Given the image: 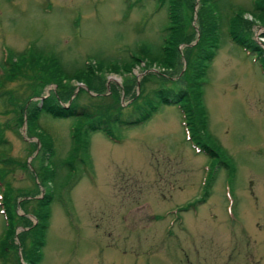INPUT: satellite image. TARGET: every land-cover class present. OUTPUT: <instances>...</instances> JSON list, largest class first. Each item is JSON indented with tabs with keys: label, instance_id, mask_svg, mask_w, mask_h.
<instances>
[{
	"label": "rangeland",
	"instance_id": "374dc122",
	"mask_svg": "<svg viewBox=\"0 0 264 264\" xmlns=\"http://www.w3.org/2000/svg\"><path fill=\"white\" fill-rule=\"evenodd\" d=\"M169 1L14 0L8 5L0 0V61L27 47L43 57L50 54L66 78L62 83L72 91L65 97L55 84L47 85L25 102V110L43 107L45 101L63 108L73 100L88 105L87 95L113 91L125 110L146 77L153 81L144 84L145 93L164 84L183 87L187 45L178 46L174 70L159 62ZM188 1L183 13L189 29L198 34L201 4ZM205 7L219 39L203 87L207 131L210 143L225 154L224 163L233 167L231 176L232 169L219 163L222 158L214 161L198 152L177 105L160 106L143 125L120 128L117 142L98 132L88 135L89 165H78L79 179L67 176L63 164L72 147V121L41 115L34 122V135H29L27 114L21 123L14 122L12 113L3 114L6 106L0 100L6 155L25 161L35 176L15 167L12 187L30 192L38 183L35 198H42L45 188L35 170L53 168L48 184L53 201L39 264H264V0H207ZM233 19L234 27L261 53L230 41ZM141 46L146 56L128 72L99 71V94L72 77L86 60L103 62L104 67L121 64ZM126 88L131 89L128 94ZM38 137L53 149L43 155V162L37 159ZM28 143L36 147L34 153ZM16 213L23 216L19 206ZM3 228L0 211V240ZM25 230L16 227L12 240L19 255L18 234Z\"/></svg>",
	"mask_w": 264,
	"mask_h": 264
},
{
	"label": "trees",
	"instance_id": "16d2710c",
	"mask_svg": "<svg viewBox=\"0 0 264 264\" xmlns=\"http://www.w3.org/2000/svg\"><path fill=\"white\" fill-rule=\"evenodd\" d=\"M163 3V0H158ZM181 2V3H180ZM201 7L198 10V34L195 30L189 29L187 18L184 16V9L189 7V1L170 0L168 4L167 22L163 29L162 42L159 45L161 52V64L174 70L180 59L178 46L187 45L183 50L186 60L185 69L182 73L183 87L166 88L164 85L150 93L144 92V84L153 81L152 77H146V80L140 83V92L132 95L130 103L124 110L119 96L112 92L106 96L98 95L97 97L88 96V105H79L75 100L67 108H63L57 103L46 102L43 107H35L32 111L25 110V102L28 99L40 95L45 86L55 84L57 91L62 96H70L72 91L70 86L63 84V72L58 63L50 54H41L34 52L31 48H25L20 53L3 55L0 61V100L6 106L4 115L12 113V120L18 123L22 122L24 114H27L29 124L27 131L29 135H34L36 125L34 122L39 121L41 115H48L53 119L71 120L70 138L72 140L69 158L64 162L67 170V176L71 175L79 179V164L89 165L88 141L86 137L92 133H102L111 141L117 142L118 130L120 128H132L145 124L154 114L157 113L160 106L177 105L179 108L184 126L189 134V140L195 144L198 152L203 153L214 161L230 167V176L233 175V167L223 160L225 154L220 148H216L210 143L211 137L207 131V114L203 104V87L205 85V76L216 55L218 47L217 27L211 21V14L206 10L207 0H199ZM258 3H254L253 9L258 10ZM192 7V6H191ZM264 8L261 7V10ZM264 21V18L261 19ZM234 19L230 21L229 38L236 46L249 52L261 53L254 43L247 37L243 36L234 27ZM196 35L197 38H196ZM193 43V44H191ZM146 56V47L141 46L137 55H132L128 60L118 64L117 62L109 63L104 67L103 62L95 65L86 60L83 67L76 70L73 74L75 80L81 81L90 91L99 94L103 87V79H99V71L108 68L110 71L128 72L135 67ZM96 70V71H95ZM264 72V65H263ZM145 78V79H146ZM157 83L159 81H156ZM161 82V81H160ZM163 83V82H162ZM101 87V88H99ZM104 89V88H103ZM127 89V88H126ZM131 89H127L128 94ZM52 98V97H51ZM10 108V110L8 109ZM128 112L125 115V112ZM6 122L4 124L8 125ZM4 130L0 125V211L4 219L3 237L0 240V264H22L21 258L27 264H39L42 259V249L45 245V234L49 227L50 205L53 196L48 190V184H52L53 168L45 169L42 167L33 168L36 178L44 186L45 193L42 198H35L39 192L38 183H32L30 192L22 189H16L11 185V178L15 167L33 177V172L27 169V163L20 160H10L6 155L8 143L4 137ZM40 138L41 150L37 153L39 162H43V155H51L53 149L48 142ZM29 152L34 153L36 147L28 143ZM42 155L40 157V155ZM47 162V160H44ZM49 165H52L50 162ZM77 165V166H76ZM35 177V176H34ZM207 196V192L203 197ZM23 211V216L16 213L17 207ZM194 208V204L189 205ZM186 207L184 210H187ZM34 218L35 223L31 222L28 217ZM23 226L27 230L18 234L20 240L21 253L19 255L16 244L12 242L15 229Z\"/></svg>",
	"mask_w": 264,
	"mask_h": 264
},
{
	"label": "flooded vegetation",
	"instance_id": "af4514ba",
	"mask_svg": "<svg viewBox=\"0 0 264 264\" xmlns=\"http://www.w3.org/2000/svg\"><path fill=\"white\" fill-rule=\"evenodd\" d=\"M8 5H13L14 4V0H6Z\"/></svg>",
	"mask_w": 264,
	"mask_h": 264
}]
</instances>
